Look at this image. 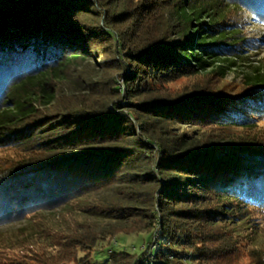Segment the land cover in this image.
<instances>
[{"label": "trees", "instance_id": "obj_1", "mask_svg": "<svg viewBox=\"0 0 264 264\" xmlns=\"http://www.w3.org/2000/svg\"><path fill=\"white\" fill-rule=\"evenodd\" d=\"M92 1L98 2L0 0V148L18 151L0 165V224L118 182L130 184L131 191L140 184L137 177L149 180L158 174L157 185H148L152 207H147L146 224L136 226L135 215H127L133 223L130 232L152 233L160 248L148 255L149 249L140 255L111 251L108 264H187L182 257L189 251L197 262L218 261L207 246L214 234L211 226L228 208L264 210V143L231 139L225 144H183L186 136L181 134L152 151L151 141L145 143L135 132H155L162 141L154 121L159 128L168 122L251 128L264 118V78L249 81L236 94L204 87L172 99L158 96L167 83L204 71L219 54L235 50V35L224 30L223 16L212 15L220 0H136L132 9L103 8L102 25L87 20L95 12ZM225 1L264 18V0ZM90 45L121 53L116 77L130 97L145 95L135 104L138 116L79 103L54 112L35 106L49 102L48 83L58 78L63 61L81 56ZM146 159L153 163L142 175L135 169ZM131 199L127 203L124 198L127 204L120 209H134ZM64 234L61 255L44 254L37 263L63 264L72 247L91 252L100 237L87 227ZM73 255L78 264H93L90 253Z\"/></svg>", "mask_w": 264, "mask_h": 264}, {"label": "rangeland", "instance_id": "obj_2", "mask_svg": "<svg viewBox=\"0 0 264 264\" xmlns=\"http://www.w3.org/2000/svg\"><path fill=\"white\" fill-rule=\"evenodd\" d=\"M218 2L219 4L211 10L212 15L223 16L221 19L225 26L224 30L229 35H235V41L233 40L237 42L235 50L219 54L216 63L204 71L167 83L158 90L156 93L158 96L162 95L172 99L204 87L221 90L227 94H236L249 85V81L259 79L258 77L264 78V44L256 39L246 41L241 30L231 22L232 17L249 10L242 6L229 4L225 0ZM93 3H95V12L89 13L90 17L87 20L95 25H102L103 8H112L116 11L132 9L136 0H98ZM251 13L255 14V12ZM255 16L258 15L255 14ZM205 19L211 20L210 17ZM88 50L75 59L63 61L59 67L58 78L48 83V89L51 92L49 102L46 106L40 103H36L35 106L39 111L54 112L56 108L64 109L70 103H79L95 110L107 106L111 111H122L125 114L138 116L140 109L135 104L145 99V95L130 97L121 78L116 77L119 72L118 65L122 62L121 53L114 52V47L103 51L93 45H90ZM219 65H222V69L218 70L216 67ZM214 69L217 72H212ZM112 101H118L119 104H114V102L110 104ZM159 124V121L153 123L154 129L162 130L160 134L162 141H158L155 132L151 136L150 133L140 128H137L135 132L137 137L145 143L151 141L152 151L158 147L160 142L170 144L168 138L181 134L186 136L183 144L189 141L195 143L207 141L210 145L225 144L231 139L264 143V118L257 121L256 125L251 128H212L177 122L164 123V128H159ZM17 154V150L0 148V165L6 161L9 162ZM152 163L150 159H146L138 164L135 170L142 175L146 174L151 171ZM159 177L158 174H153V178L149 180L137 177L136 180H139L140 184L131 188L133 193L129 191L131 187L129 183L125 185L118 182L111 188L97 191L82 199H75L63 206L39 209L20 219L0 224V264H41L37 261L43 259L44 254L59 255V251L64 249L61 247L64 243V233L72 229L82 231L83 227L89 228L100 237L96 236L94 239L91 252H78L77 248L72 247L70 249L72 255L70 254L63 264H78L79 260L74 259L73 254L77 257L82 255L86 257L90 253L93 264H108L111 251H125L140 255L149 249L146 253L148 255L151 250L159 249L158 238L152 233L130 232L133 223L127 215L128 213L135 215L133 220L136 226L143 227L146 224L150 217L147 207H152V193L148 185L151 184L153 187L157 185ZM143 181L145 182L142 184ZM127 192L135 200L131 203L135 208L123 211L120 209L121 206L132 200L127 196ZM118 198L122 199L120 203L116 202ZM156 208L159 209L158 206ZM244 208L240 205L235 210L228 208L223 219L211 226V232L214 234L211 235L207 246L215 253L218 261L197 262L192 251L183 256L182 261L187 264L191 262L193 264H264V210L253 206ZM158 213L161 214V212ZM255 256H259L261 261H253L252 258Z\"/></svg>", "mask_w": 264, "mask_h": 264}, {"label": "clouds", "instance_id": "obj_3", "mask_svg": "<svg viewBox=\"0 0 264 264\" xmlns=\"http://www.w3.org/2000/svg\"><path fill=\"white\" fill-rule=\"evenodd\" d=\"M231 22L241 30L246 41L256 39L264 44V18L255 16L254 13L249 11H244L232 17Z\"/></svg>", "mask_w": 264, "mask_h": 264}]
</instances>
